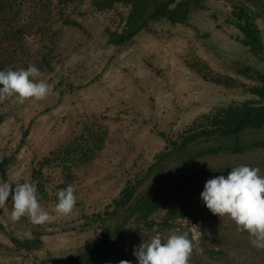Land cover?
Masks as SVG:
<instances>
[{"label": "rangeland", "instance_id": "obj_1", "mask_svg": "<svg viewBox=\"0 0 264 264\" xmlns=\"http://www.w3.org/2000/svg\"><path fill=\"white\" fill-rule=\"evenodd\" d=\"M235 1L203 0L205 7L195 8L186 24L157 22L122 48L107 44L105 33L106 27L119 26L118 13H127L122 5L96 11L89 0H81L74 15L81 25H56L62 31L59 45L69 55L44 76L55 85L53 92L38 102L0 103L4 116L0 158L14 154L7 166L8 181L30 180L36 162L76 132L79 120L87 116L105 123L109 136L72 183L77 204L71 215L60 217L53 211L61 178L55 171L51 174L57 182L47 184L52 200L40 203L51 214L46 224L33 225L26 217L12 222L9 197L8 205L0 209L1 263L65 264L93 252L91 264H119L121 260L138 264L133 251L143 239L187 231L194 245L189 264H264V250L251 245L249 234L238 231L229 217L213 214L200 198L208 179L227 176L232 167H258L264 176V147H251L264 139V127L245 128L235 136H202L183 147L179 139L201 114L253 98L240 86L228 88L205 80L187 67V60L200 58L213 71L246 83L249 80L237 75L232 64L264 70V54L261 59L251 56L235 40L237 30L223 23ZM213 13L219 17L217 22ZM256 23L264 37V18ZM235 143L240 151H233ZM127 184L135 185L134 197L149 191L166 200L151 215L154 221L161 223L174 210H182L195 214L201 227L188 215L173 219L171 226L156 224L147 229L124 211L99 222L95 214L103 213ZM104 226L117 239L115 243L102 244ZM38 235L42 245L29 251L14 249L10 240V236Z\"/></svg>", "mask_w": 264, "mask_h": 264}, {"label": "trees", "instance_id": "obj_2", "mask_svg": "<svg viewBox=\"0 0 264 264\" xmlns=\"http://www.w3.org/2000/svg\"><path fill=\"white\" fill-rule=\"evenodd\" d=\"M89 1L96 11L114 10L118 5L127 8L125 15L121 16L122 14L118 13L120 16L118 27L105 28L107 44L119 48L131 45L136 35L142 31H151L157 22L186 24L195 8L205 7L203 0ZM79 2L81 0H55V2L54 0H0V70L9 66L14 70L21 67L27 68L29 64H35L44 77L53 72L56 65L64 63L69 54H64L67 49H62L59 45L62 31L56 28V25L60 23L79 27L81 24L74 16L78 11ZM212 17L216 22L219 19L215 13ZM261 18H264V0L231 2V11L223 17V23L237 30L234 35L235 40L244 46L251 56L258 59H261L264 54V37L256 23V20ZM216 25L220 27V24ZM187 67L205 80L222 84L228 88L240 86L251 93L253 98L233 101L225 107L201 114L180 133L181 138L179 139L182 147L202 136L207 137L212 134L235 136L245 128L264 127V70L248 64L235 63L234 66L232 64L237 75L249 80V83H246L213 71L200 58L187 60ZM3 118L4 116L0 114V122ZM78 123L76 132L39 159L32 169L29 181L37 185L40 203L52 200L47 192V184L55 183L57 180L52 177L51 171L61 175L57 185L59 190L66 188L75 182L81 172H85L107 141L108 127L102 121L87 116ZM26 133L25 131L23 136H26ZM172 144L176 146L177 142L174 141ZM253 146L264 147V139L251 147ZM232 149L240 151L237 143L232 146ZM13 157L14 154H10L0 158V179L2 181H8L7 166ZM134 186L127 184L117 197L106 205L103 213L95 214L96 219L102 222L104 218L124 211L133 215L138 222L149 229L156 224L163 227L171 226L173 219L190 215L192 221L197 223L199 228L201 227L195 214L182 210H174L161 223L154 221L151 215L157 209L164 207L166 200L163 201L158 194H152L149 191H145L139 197H134ZM53 200H57V194ZM100 235L104 246L115 243L117 240L106 226L102 227ZM10 240L16 250L29 251L38 249L42 245L39 235L24 239L10 236ZM94 257L93 252H86L65 264H91ZM0 264L3 263L0 262Z\"/></svg>", "mask_w": 264, "mask_h": 264}, {"label": "clouds", "instance_id": "obj_3", "mask_svg": "<svg viewBox=\"0 0 264 264\" xmlns=\"http://www.w3.org/2000/svg\"><path fill=\"white\" fill-rule=\"evenodd\" d=\"M54 87L35 64L0 70V103L11 99L21 105L27 100L42 101ZM9 197L12 222L24 217L33 225L50 221L51 214L41 206L34 182L23 177L0 181V209L8 205ZM200 198L213 214L229 217L238 231H246L252 246L264 250V176L258 167L241 164L232 167L227 176L208 179ZM57 201L54 213L60 217L71 215L77 204L76 187L69 184L60 189ZM193 247L187 231H174L167 237L156 234L143 239L134 247L133 255L138 264H189ZM119 264H131V261L121 260Z\"/></svg>", "mask_w": 264, "mask_h": 264}]
</instances>
